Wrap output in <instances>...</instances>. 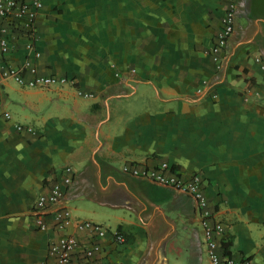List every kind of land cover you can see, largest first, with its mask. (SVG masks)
<instances>
[{
    "label": "crops",
    "instance_id": "obj_1",
    "mask_svg": "<svg viewBox=\"0 0 264 264\" xmlns=\"http://www.w3.org/2000/svg\"><path fill=\"white\" fill-rule=\"evenodd\" d=\"M226 1L43 0L40 57L18 38L7 61L20 67L28 58L38 75L75 85L27 89L0 80L1 110L11 116H0V264L45 260L59 233L50 217L46 233L35 231L30 211L65 167L73 177L62 206L72 221L125 237H107L89 264H206L193 198L123 172L161 164L182 182L200 177L225 230L220 255L264 264V0H237L217 70L209 52ZM67 234L90 237L74 223Z\"/></svg>",
    "mask_w": 264,
    "mask_h": 264
},
{
    "label": "built area",
    "instance_id": "obj_2",
    "mask_svg": "<svg viewBox=\"0 0 264 264\" xmlns=\"http://www.w3.org/2000/svg\"><path fill=\"white\" fill-rule=\"evenodd\" d=\"M42 6L43 0H0V80H9L27 89L72 87L75 83L67 77L38 75L33 61L28 58L20 67H14L7 61L18 38H24V49L33 56V60L40 57L34 43L36 21ZM236 6L237 0H227L224 4L220 29L215 35L209 52L217 70L222 67L227 41L233 33ZM27 74L31 75L28 80L24 78ZM202 84L206 86L207 83L204 81ZM197 93L201 94L202 89H198ZM78 94L84 98L91 97L80 92ZM0 116L6 121L11 120L10 114L2 111L1 106ZM14 128L19 133H34L32 127L18 123L14 124ZM123 172L152 183L181 190L193 198L207 247L206 264H255L252 259L236 261L218 253V242L224 238L225 230L220 222L214 220V212L209 208L202 189V181L198 175H193L189 181L182 182L180 175L167 164H161L154 169L128 165L123 168ZM72 177L73 169L65 167L50 183L47 191L37 197L31 208L30 219L35 231L46 233L49 230L48 218L50 217L53 219L54 231L59 233L58 237L48 239L46 258L41 264H72L75 257H79L82 264H89L103 251L101 243L107 237L113 243H125V237L119 231H111L88 221H72L69 212L62 206L64 194L72 183ZM73 223L76 229L88 231L90 237L87 243H81L67 234V228Z\"/></svg>",
    "mask_w": 264,
    "mask_h": 264
},
{
    "label": "trees",
    "instance_id": "obj_3",
    "mask_svg": "<svg viewBox=\"0 0 264 264\" xmlns=\"http://www.w3.org/2000/svg\"><path fill=\"white\" fill-rule=\"evenodd\" d=\"M228 248H229V244H226V245L224 246V250H225V254H226V255L229 254V250H228Z\"/></svg>",
    "mask_w": 264,
    "mask_h": 264
}]
</instances>
